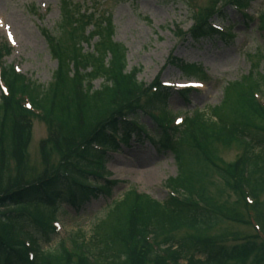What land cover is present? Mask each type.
Here are the masks:
<instances>
[{
    "label": "trees",
    "instance_id": "16d2710c",
    "mask_svg": "<svg viewBox=\"0 0 264 264\" xmlns=\"http://www.w3.org/2000/svg\"><path fill=\"white\" fill-rule=\"evenodd\" d=\"M248 1L232 3L244 7ZM67 6L63 5L66 20L58 26L59 35L41 32L57 65L45 89L4 65L1 59L8 50L0 46V82L7 89L6 97L0 95V170L8 169L15 159L20 162V152L29 142L33 116L22 107L26 96L45 111L44 118L55 135L41 147L46 153L42 157L52 151L60 154L59 163L48 164L36 179L0 183V264H264V245L254 238L225 242L224 234L214 237L216 240L177 235L187 231L203 236L223 223L243 220L237 210L224 207L227 203L218 205L215 198L208 197L206 186L212 175L238 198L243 186L254 198L264 192V107L254 99L248 78L234 84L237 93L227 94L206 114L196 113L182 130L167 126L156 131L157 141L150 139L179 162V174L166 184L173 195L157 202L129 191L94 228L90 240L81 237L76 243L78 252H40L35 235L24 231L27 225L18 219L28 217L37 225L43 220L42 207L49 210L44 218L53 219L61 204L78 211L90 198L110 197L116 183L104 180L102 156L93 147L115 149L114 135L124 142L140 133L147 136L137 119L169 96L159 87L149 94L136 82L137 70L125 72V50L112 42L113 28L108 20L95 22L94 14L84 15L81 9L72 11ZM204 19L191 30L195 43L217 34ZM259 31L264 39V17ZM95 37L93 52H84L81 43L87 45ZM108 53L111 59L105 64ZM172 61L183 73L192 72V66ZM97 79L104 83L92 91L90 84ZM194 136L197 140L190 141ZM181 144L187 147L181 148ZM217 145L242 149L240 168L236 163L224 168ZM93 171L95 176L88 174ZM89 176L94 177L91 183ZM261 209L258 213L264 218V207ZM18 236L27 238L34 247L33 260L28 261ZM148 236L156 240L157 250L151 251Z\"/></svg>",
    "mask_w": 264,
    "mask_h": 264
},
{
    "label": "rangeland",
    "instance_id": "374dc122",
    "mask_svg": "<svg viewBox=\"0 0 264 264\" xmlns=\"http://www.w3.org/2000/svg\"><path fill=\"white\" fill-rule=\"evenodd\" d=\"M229 0H0V42L6 41L12 49V54L6 61L12 63L16 69L35 81L43 89L50 83L56 62L50 57L48 44L40 34L41 29L57 35L56 25L60 20L61 5L65 3L79 6L86 12L95 11L107 16L113 26L112 41L121 45L125 50L126 71L139 69L138 82L150 85L159 79L162 83L183 86L188 77L182 76L180 71L171 65L170 58L180 59L185 63L198 65L205 72L203 89L191 92L186 98L170 93L166 101V111L170 114L189 113L192 110L206 112L218 106L223 98V88L227 83L236 82L241 77L252 73L253 80L260 84L258 75L264 72V63L256 66V60L251 58L260 51L264 57V39L259 33L257 17L264 10V0H257L251 6L249 14L253 17L252 23L244 21V17L231 7ZM198 8L201 15L213 11H220L214 15L211 22L216 26L229 27L230 38L219 40L205 39L193 43L189 37L176 36V30L186 33L196 22L192 15V8ZM33 11L34 9V12ZM88 28L87 31H90ZM59 32V31H58ZM93 42H91L92 44ZM85 52L92 51V47L81 45ZM107 58L105 59V61ZM202 81L201 77H190ZM249 82H251V80ZM100 80L93 82V89H98ZM262 92L264 96V84ZM238 90L231 91V95ZM32 120L29 144L20 152L22 160H13L8 169L0 170V183L13 182L17 179L30 181L36 179L47 165H57L60 154L50 152L46 154L41 147L49 137H55L51 132V124L44 118ZM147 131H153V125L147 117L139 120ZM149 132V134H150ZM217 156L221 159L224 168L236 163L242 149L232 146L228 149L217 145ZM188 162V161H186ZM106 169L111 173V179L120 183L113 189L112 198H99L92 201L78 213L66 209L67 213H59V233L53 236L50 243L43 246L55 247L61 237H68L82 231L85 239L91 238L94 225L105 218L112 201L120 200L130 189L161 202L167 197L168 190L164 186L168 179L178 174V166L173 156L168 152H157L143 136L130 141L128 147L113 152L107 157ZM197 168V166H194ZM206 186L208 197L217 201L218 205L227 203L225 208L234 209L236 214L243 218L239 223H223L214 231L203 236L196 233L181 231L178 236L189 235L199 239H214L216 236H231L235 240L256 236V228L247 224L251 217L249 211L264 207V192L258 196V202L247 206L226 188L221 180L212 175ZM261 205V206H260ZM264 212V211H263ZM260 226L259 232L264 235V218L259 214L255 219ZM263 225V227H262ZM192 237V238H193ZM195 239V238H193ZM196 240V239H195ZM216 240V239H214ZM232 242V239L228 240ZM73 251L78 252L72 243ZM71 247V246H67ZM245 264H251L247 262Z\"/></svg>",
    "mask_w": 264,
    "mask_h": 264
}]
</instances>
